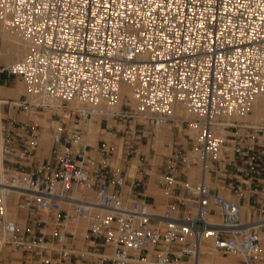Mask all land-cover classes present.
<instances>
[{"label": "built area", "instance_id": "2783aa9c", "mask_svg": "<svg viewBox=\"0 0 264 264\" xmlns=\"http://www.w3.org/2000/svg\"><path fill=\"white\" fill-rule=\"evenodd\" d=\"M0 25L28 48L0 82L62 109L50 159L36 127L3 137L0 235L21 264H198L205 240L264 264V121L238 119L264 95V0H0ZM179 111L194 136L161 166V206L113 166L125 138L90 130L123 118L140 141Z\"/></svg>", "mask_w": 264, "mask_h": 264}, {"label": "rangeland", "instance_id": "374dc122", "mask_svg": "<svg viewBox=\"0 0 264 264\" xmlns=\"http://www.w3.org/2000/svg\"><path fill=\"white\" fill-rule=\"evenodd\" d=\"M4 43H5L4 37L0 34V49L2 48ZM0 67H2V68L8 67L9 68L8 64L5 62L4 56H0ZM20 84H22L24 87V84L22 83L21 79L14 77L8 82H0V87H1L0 89H2V90H13V88H14V90H16V89H18ZM0 97H1L0 100H6L7 99V97H4V96H0ZM7 100L11 101V102L16 101L15 98H14V100L13 99H7ZM17 100H19L24 106L17 109L16 107L12 108L11 104L4 105L3 112H4L5 117L3 116V120H4L3 121V124H4L3 125V137L5 136V133H6V131H8L9 128L15 127L18 123L26 124V125H29L30 127H36V133L39 135V137H38L39 147H38V151H37V157L39 158V160L41 162L46 158L50 159L51 153L48 154L45 152L46 145H45V141L42 138V134H43L42 126L40 125L39 122L36 121V118H47V119L49 118V120H50L49 130H48V132H49V136H48L49 139L48 140H49V145H50L51 151H52V143H53L52 133H53L54 127L59 123V116L62 113V109L59 108V111H57V109H52L50 107H39V108H37L34 105L30 106L31 103L28 101L27 96H21L20 99H17ZM126 102L129 103L128 100H126ZM27 107H28V109L26 110ZM126 107L127 106L125 105L124 109ZM36 111H39L41 113H37ZM27 114H29V115H27ZM254 114H255V112L253 111V113L251 115H254ZM34 115H35V118L33 119ZM26 116H27V118H26ZM31 116H32V118H30ZM185 116L188 117V114L186 115V113H185ZM240 120L249 122L251 124H262L264 121V119H262V118L256 119V117L255 118L254 117H252V118L246 117V119L242 118ZM130 124L133 125L132 120H130L126 123L125 119L119 118L116 121H109L108 125H109V128H111V129H107L108 128L107 124L105 122H103V125L101 126L98 135H101L102 133H104L103 130H105V133H107V134H105V136H102L101 138L105 137V139H111V138H116L118 136H120L121 138L124 137L125 140L121 141V146L117 147V151L119 148L122 149L123 161L118 162V160H116V157H114V159L112 161L113 166L121 168V169H125L127 174H128V177H129L128 169L131 166V163L134 161V159L137 158L139 160V164H138V170H137V173L135 176L136 177L143 176L144 181L149 186L148 189H150V186H151V179H152L151 172L153 169H155L154 178H155L156 184L158 186L156 194L159 193L161 198L162 197L164 198L162 191L161 190L159 191V189H160L159 188V180L161 179L160 176L163 173L161 166L163 164L166 165V163L168 162V157H170L173 153H175L177 150H179L181 146L184 145L185 147H188L190 142H191L192 137L194 136V133H193V131H191L189 129L188 123L173 121V122H169V123L163 125L162 127L158 128L157 130L152 128V127L142 129L144 132L141 131L142 136H141L140 141H138L137 138H135L133 140H132V138H128L127 133L129 132L128 127ZM137 129L139 130L140 128L137 127ZM108 133L112 134V135H109ZM99 140H100V137L97 136V141H99ZM166 141H168V142H166ZM133 144L135 146L136 151L128 150V148ZM160 145L161 146L166 145V146H169V148L167 150L162 151L159 148ZM167 151L169 152V154H167ZM125 160H127V161H125ZM154 162H156V163H154ZM148 175H150L151 177H149ZM131 179H132V177H129V180H131ZM213 182H214V180H213ZM140 188H141L142 192H144V189L147 187L141 186ZM147 195H149V194L147 193ZM222 195L229 197V195L225 194V193H222ZM149 196H153L157 201V196L152 195V194H150ZM157 203L159 205L163 206V203L165 204V200L162 199L161 201H157ZM0 237H1V235H0ZM80 245H81V247H84L83 243H81ZM84 250H86V249H84ZM107 253H108V255L112 256V250L111 249H108ZM219 255H221V254H219ZM221 256H223V255H221ZM21 257H22V253L20 250H15L9 244H5L4 250L0 252V264H21ZM223 257H227V256H223ZM229 258H232V257L230 256ZM236 260H237V264H239L240 259L236 258ZM93 261L96 264H101V259L98 256L93 257ZM105 264H110V263L108 261Z\"/></svg>", "mask_w": 264, "mask_h": 264}, {"label": "bare ground", "instance_id": "6f19581e", "mask_svg": "<svg viewBox=\"0 0 264 264\" xmlns=\"http://www.w3.org/2000/svg\"><path fill=\"white\" fill-rule=\"evenodd\" d=\"M0 34L4 37V42H5L4 45L2 46V48L0 49V56L5 57V62L8 64L9 68H13L25 58V56L28 52L27 45L22 40H20L17 36H14V35L7 33V31L1 25H0ZM126 95L131 97V90L129 88L123 89V96H126ZM0 96L7 97V99H13V100H14V98L16 99V101H13V102L8 101L7 99L6 100H0V161H1V152H2V147H3V125H4L3 124V121H4L3 120V116H4L3 108H4V105L11 104L12 108L13 107H16L17 109L21 108L23 106V104L19 100H17V99H20L21 96H27L28 101L32 105H36V106L40 104L41 100L38 97H35L31 93H29L28 90L26 89V87L25 86L23 87L22 84H20V86L16 90H14V88H13V90H2V89H0ZM123 102H125L124 99H123ZM57 107H58V104H53L51 108L57 109ZM57 111H59V109H57ZM36 112L41 113L39 111H36ZM254 112H255L254 115H248V116H245L242 118L246 119V117H250V118L256 117V119H261V118L264 119V95L259 96L256 99L255 106H254ZM27 115H29V114H27ZM186 115H187V113H186ZM32 116L30 118H32ZM175 117H176L175 118L176 121L180 117L187 118L185 116V112H183V111H179ZM26 118H27V116H26ZM34 118H35V115H34L33 119ZM242 118H238V119H242ZM36 121L39 122L40 125L42 126V131H43L42 138L45 141V145H46L45 152L49 154V153H51V147L49 145V140H48L49 139L48 138V136H49L48 130H49L50 120H49V118L48 119L47 118H36ZM157 129L158 128H156V130ZM99 131H100L99 125L93 126L90 130V135H91L90 141L95 146L97 144V136H99L98 135ZM166 142H168V141H166ZM159 148L163 151V150H167L169 148V146H166V145L161 146L160 145ZM167 154H169L168 151H167ZM116 160H118V162L123 161L121 148L118 149V152L116 154ZM154 163H156V162H154ZM138 164H139V160L137 158H135L134 161L131 163V166L128 169L129 177L133 178L136 175L137 170H138ZM151 174H152L151 186H150V189H148L147 193L149 195L152 194V195L157 196V201H161L162 199L165 200L163 197L161 198L159 193L156 194L158 186H157L156 180L154 178L155 169L152 170ZM198 174L199 173L197 171H195L193 173V178L197 177ZM217 189H218L220 194L223 193L222 190L220 189V187H218ZM159 191H160V189H159ZM226 198L232 199L230 196L226 197ZM163 205H164V203H163ZM3 250H4L3 239L0 237V252ZM201 252H202V254H201L200 258L198 259V264H215V263L216 264H237L236 257H232V258L228 257L227 258V257H223V256L219 255V253H217L214 250L212 243L208 240H205L203 242Z\"/></svg>", "mask_w": 264, "mask_h": 264}, {"label": "crops", "instance_id": "0c3cea01", "mask_svg": "<svg viewBox=\"0 0 264 264\" xmlns=\"http://www.w3.org/2000/svg\"><path fill=\"white\" fill-rule=\"evenodd\" d=\"M146 187H147V188L144 189V192H142L141 188L139 187V188L136 190V193H137V194L144 193L145 196L151 197V198H153V199L156 201V199H155L153 196H149V195H147V191H148V187H149V186L147 185ZM159 188H160V187H159ZM156 202H157V201H156ZM98 250L101 251V249H98ZM98 250H97L96 252H94L95 256H97V255L99 254L100 251H98ZM91 251H92V250H91ZM109 263L111 264L110 261H109Z\"/></svg>", "mask_w": 264, "mask_h": 264}]
</instances>
